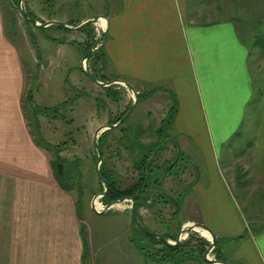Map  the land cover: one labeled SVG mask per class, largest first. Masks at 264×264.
<instances>
[{
  "label": "crops",
  "instance_id": "1",
  "mask_svg": "<svg viewBox=\"0 0 264 264\" xmlns=\"http://www.w3.org/2000/svg\"><path fill=\"white\" fill-rule=\"evenodd\" d=\"M205 4L120 0L103 48L109 70L137 91L163 87L167 107L175 95L170 130L181 138L180 152L194 158L190 223L213 231L225 262L264 264V229L240 238L249 230L246 212L264 216V110L248 146L236 156L225 149L247 118L254 74L264 73V49L250 51L232 22L213 17ZM5 18L0 0V264H85L77 201L55 180L51 158L27 125L25 70ZM80 35L81 48L89 39Z\"/></svg>",
  "mask_w": 264,
  "mask_h": 264
},
{
  "label": "rangeland",
  "instance_id": "2",
  "mask_svg": "<svg viewBox=\"0 0 264 264\" xmlns=\"http://www.w3.org/2000/svg\"><path fill=\"white\" fill-rule=\"evenodd\" d=\"M1 1L7 20V32L20 53L25 70L23 109L27 125L35 140L46 150L52 161H55L56 155L53 147L59 146L61 149L59 156L63 158L64 168L70 178L66 181V185L72 188H69V191L77 201L78 212L83 221L85 244L87 246L88 242L91 245L85 254L87 257L85 264L89 261V256H92L93 264H175L157 263L139 251L140 247L147 250L150 245L152 247L153 245L133 229L129 211L130 203L116 206L103 214H96L91 209L92 201L100 194V190L104 189L94 171L93 135L99 127L107 126L110 119L130 109L133 103L131 93L122 86L113 85L112 91L116 93L119 100L112 102L105 96L102 88L94 85L82 74L80 63L84 51L83 47L80 48L77 44L82 39L80 32H65L54 28L39 32L24 22L17 11L15 0ZM42 1L26 0L23 1L22 7L43 22L52 18L62 23L79 24L83 23L84 19L90 20L97 16L108 18L120 4V0H58L53 8L49 9L42 5ZM198 1L210 6L213 17L226 18L232 22L250 51L264 49V0ZM102 29L103 25L100 21L92 27L90 43L97 42ZM85 68L92 75L93 69L88 61L85 62ZM252 74L254 72L251 67ZM261 74L264 73L254 74L253 98L247 108V118L242 130L225 147L229 151V156H236L242 145L248 146L245 139L251 136L257 113L264 110V81ZM133 86L137 91L134 83ZM157 88L159 87L147 86L139 90L141 93L146 91L149 94L142 102L137 103L134 111L123 122V128L129 129V134H143L144 147L155 142L156 129L168 109V104L166 105L165 102L166 96L160 92L162 90L154 91ZM29 91L41 109L54 108L65 101H71L70 106L64 110L63 120L59 118L53 120L39 115L42 138L35 128L31 107L26 103ZM65 121L70 122L66 124ZM120 125L110 133L109 150L104 149L103 155L101 154L102 164L111 172V178L114 181H119L123 187H128L136 180L131 160L134 155L124 152L123 158L116 156V151L121 149L117 143L121 137ZM244 130L247 136L242 135ZM165 134L168 135V139L176 140L181 147V138L175 135L174 131L166 129ZM168 139L164 142L165 150L155 160V164L161 168L165 167V163L173 162L175 157L173 142ZM193 160L191 151H181V160L177 161L178 165L173 171L174 173L179 169V178L175 180L173 173L165 174L158 184V191L163 192L173 202H177L178 209L168 204L139 210L138 215L142 225L148 230L161 236L177 237L183 224L185 228L192 224L190 222L194 219L195 210L193 195L189 194L193 185L188 183L193 180ZM222 162L224 163L225 160L223 159ZM158 191L155 186H151L149 193L156 195ZM233 193L240 200V193L234 189ZM97 203L100 209L105 207L100 196ZM174 212L176 215L173 216ZM195 233L203 237L200 232H188L183 234L181 242ZM156 248L160 247L156 246ZM209 259H215L213 253L209 255ZM186 264L198 263L188 261Z\"/></svg>",
  "mask_w": 264,
  "mask_h": 264
},
{
  "label": "trees",
  "instance_id": "3",
  "mask_svg": "<svg viewBox=\"0 0 264 264\" xmlns=\"http://www.w3.org/2000/svg\"><path fill=\"white\" fill-rule=\"evenodd\" d=\"M56 1L58 0H43L42 5L46 8L52 9ZM14 3H16L17 5V0H15ZM25 12L31 17H33L37 22L44 23L43 21H40V19L37 18L35 15H33L31 12H29L26 8H25ZM23 20L27 25L32 27L29 21L25 19ZM50 20H52V18L51 19L49 18V21ZM65 24L68 26L79 25V23H69V22ZM92 27L93 26L90 25L84 28L83 30L79 31L80 33L88 36V39H89V42H86L83 44V51H84L83 54L84 55L94 45V42L90 43L91 37H92L91 36ZM51 28L68 32L60 27H55V26L49 27L44 30H38V31L39 32L45 31ZM87 61L89 62V66L91 64V68L93 69L91 73L96 78L97 81L106 83L111 80H124L121 77L117 76L116 74H113L109 70V62H108L103 46L99 47L96 51L90 54ZM103 90L105 92V96L109 98L112 102H117L119 100L116 97V93L112 91L113 90L112 86L108 88H104ZM156 90H164V89L159 87L155 89L154 91ZM136 92L138 96V103L142 102L144 97H146L147 94H149L146 91L142 93L139 91H136ZM23 101H22V105H24ZM171 101L172 102L169 105L168 109L165 111L164 117L161 120L158 129H156L157 133L155 135L156 137L155 142L151 143L148 146L144 147L145 143L142 142L143 134L138 133L136 135H131L129 134L130 133L129 129L123 128V123L122 125H120L121 127L119 129L121 132V137L117 140V143L119 144L121 149H118L116 151V156L119 158H123L124 152H127L128 155H132V156L134 155L131 160L133 162L134 172L136 173L137 176H136V180L133 185L129 187H123L119 181H114L111 178L112 177L111 172L108 171V169L105 167L104 164H102L100 167V173H101L103 180L106 181L107 186H108L105 196L101 198L103 204L109 205L110 203L118 201L120 199L132 198L135 201L137 212H139L141 208H150V207L157 206V205L171 204L174 207V209L179 208L177 202H173L170 198L164 195L163 192L158 191L159 190L158 184H159V181L161 180V176H162L164 169H167L168 166L173 163L172 162L165 163V165L163 164L165 167H162V168L161 166H158L155 164V160L158 157V155L162 151L165 150V146L163 145V143L165 142V140L168 139V135L165 134L166 129L170 130L173 127L174 120H175V117L178 111L177 100L175 98V95H173V93L171 94ZM70 102L71 101H65L62 104H59L58 106L54 108L41 109L40 107L37 106L34 98L31 95V92L29 91L27 98H26V103L28 106L31 107V112L33 113V118L35 121V128L37 132L39 133V135L41 136V138H42V135L40 132L41 126H40V121H39V117H40L39 115L45 118L53 119V120H55L56 118L63 120L64 112H65L64 110H66V108L70 106ZM126 112H124L120 116L110 119L108 125L117 124L121 120V118L126 114ZM24 115H25V111H24ZM65 122L67 124L70 121H65ZM111 132L112 130L105 131L98 139V144H99L102 155L104 153V149L109 150L108 148L109 147V136ZM168 140L173 142V146L176 147L177 145L176 140H174L173 138L168 139ZM37 144L41 146L39 142H37ZM53 148L55 149L54 151L56 152V155H55V161L51 160V166H52L55 180L57 181V183L62 189L70 192L69 188L70 189L72 188L69 185H66V181L70 180V178L68 177L67 171L64 168V162H62L63 158L59 156V152L61 149H59V146H55ZM153 154L154 156L153 158H151ZM94 159L96 162L97 160L96 154H94ZM179 160H181V153L179 155L178 162ZM178 162L176 163L175 166L173 165V168L171 169L170 174L173 173V171L178 165ZM175 172L173 174H177V175L180 174L178 173L179 169ZM151 186H155L156 190L158 191L156 195H150L149 191H150ZM103 191L104 189H101L100 194L103 193ZM174 215H176V212H174L173 216ZM245 215H246L247 221L250 224L249 230L246 229L243 236L240 238L247 236L249 233H253V234L258 233L260 230L264 229V216L263 215H256V214L250 215L247 212L245 213ZM138 218H139L140 223L142 224L139 215H138ZM131 222H132V219H131ZM132 226L135 231L140 233L143 237H145L148 240L149 243L153 245V247L150 245L147 250L141 247L139 248V251L142 252V254H145L149 259L157 263L171 262L175 264H186V262L188 261H193V262H197L198 264H208L204 261L203 256H204L206 249L209 247L210 243L205 238L200 237L197 233L193 235H189L188 239L181 242V244L178 247L168 248L164 246L162 242L158 241L157 239L151 238L141 233L140 231H138L134 227L133 223H132ZM81 232L83 234V225L81 226ZM163 237L168 241L176 240V237H171V236H166V235H164ZM85 243L86 241L84 240L85 254H86L87 248H86ZM156 246H159L160 248H156ZM212 253L214 255L215 260L220 261V262H225V260L219 254L218 239H217L216 249Z\"/></svg>",
  "mask_w": 264,
  "mask_h": 264
},
{
  "label": "water",
  "instance_id": "4",
  "mask_svg": "<svg viewBox=\"0 0 264 264\" xmlns=\"http://www.w3.org/2000/svg\"><path fill=\"white\" fill-rule=\"evenodd\" d=\"M24 0H17V11L20 14V16L29 21L31 23V25L37 29V30H44L47 29L49 27L55 26V27H60L68 32H79L81 30H83L84 28H86L87 26L90 25H96L100 20H104L105 21V28H103V31L99 37V39H101L100 45L98 47L97 43L90 49L88 50V52L83 56L81 63H80V70L82 72V74H84V76L89 79L94 85H96L99 88H108L110 86L113 85H119L122 86L123 88H126L132 95V100L133 103L130 107V109L126 112V114L121 118V120L114 125H107V126H102L99 127L98 129H96L94 135H93V139H92V144H93V148L97 157L96 163H95V175L98 179V181L103 185L104 187V191L103 193L97 195L94 200L91 203V209L93 212H95L96 214H103L108 212L109 210H111L112 208L116 207V206H121V205H125L126 203H130L129 206V211L131 214V219H132V223L134 225V227L140 231L141 233L157 239L158 241L162 242V244L168 248H175L178 247L181 244V240H182V236L184 233H188V232H204L207 233L210 239H207V241H209L210 245L209 247L206 249L203 259L206 263L208 264H230L227 262H220L217 260H212L209 259V255L216 249L217 246V237L215 236V234L213 233V231L208 228L207 226L200 224V223H192V224H188V227H184L182 226V228L180 229V232L178 233L176 240L174 242L168 241L166 240L163 236L148 230L145 226H143L138 218V212L136 209V205H135V201L132 198H125V199H120L118 201L112 202L109 205H106L105 207H103V209L97 210L96 209V204H97V199L99 198V196L102 198L103 196H105L108 186L105 180H103L101 173H100V167L102 165V156H101V151H100V147L98 144V139L100 137V134H103L105 131H111L114 130L115 128H117L118 125L122 124L129 116L130 114L134 111L137 103H138V96H137V92L135 91V89L125 80H112V81H108L106 83H102L96 80V78L91 75L90 73L87 72L86 68H85V62L88 60V57L90 54H92L94 51H96L99 47L103 46L105 39H106V35H107V31H108V26H109V20L108 18L104 17V16H97L96 18L87 20L77 26H68L65 23L59 22V21H47L44 23H38L33 17H31L30 15H28L25 10L22 7ZM164 145V143H163ZM161 147V146H160ZM177 148V157L175 159V161L173 162V164L170 167H173L174 164H176V162L179 159V147L178 145H176ZM154 154L151 156V158H153ZM169 167V168H170ZM165 169L162 173L161 176V180L163 178V176L167 173L168 169ZM160 180V181H161ZM203 238H207V237H203Z\"/></svg>",
  "mask_w": 264,
  "mask_h": 264
},
{
  "label": "flooded vegetation",
  "instance_id": "5",
  "mask_svg": "<svg viewBox=\"0 0 264 264\" xmlns=\"http://www.w3.org/2000/svg\"><path fill=\"white\" fill-rule=\"evenodd\" d=\"M174 148H175V157H174V159H173V162H174V160L176 159V157H177V148L174 146ZM179 155H180V153H179ZM172 162V161H171ZM172 162V163H173ZM172 165V164H171ZM171 165H169L168 166V168L171 166ZM176 164H174V166H175ZM173 167H170L169 169H168V171H167V173L166 174H170V171H171V169H172ZM165 170V169H164ZM137 176V175H136ZM173 178L175 179V180H177L178 178H179V175H177V174H173ZM133 185V184H132ZM131 186V185H130ZM129 187V186H128Z\"/></svg>",
  "mask_w": 264,
  "mask_h": 264
},
{
  "label": "bare ground",
  "instance_id": "6",
  "mask_svg": "<svg viewBox=\"0 0 264 264\" xmlns=\"http://www.w3.org/2000/svg\"><path fill=\"white\" fill-rule=\"evenodd\" d=\"M100 21L103 22V23H101V24L103 25V28H105V21H104V20H100ZM96 209H97V210H100L99 203L96 204ZM200 233H201V235H202L203 237H207V239H210L207 233H204V232H200Z\"/></svg>",
  "mask_w": 264,
  "mask_h": 264
}]
</instances>
